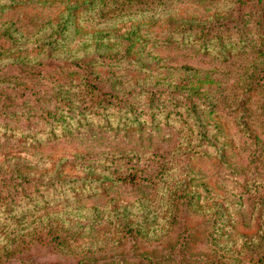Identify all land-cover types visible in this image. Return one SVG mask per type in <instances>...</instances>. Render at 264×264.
I'll list each match as a JSON object with an SVG mask.
<instances>
[{
	"label": "rangeland",
	"instance_id": "1",
	"mask_svg": "<svg viewBox=\"0 0 264 264\" xmlns=\"http://www.w3.org/2000/svg\"><path fill=\"white\" fill-rule=\"evenodd\" d=\"M0 264H264V0H0Z\"/></svg>",
	"mask_w": 264,
	"mask_h": 264
},
{
	"label": "trees",
	"instance_id": "2",
	"mask_svg": "<svg viewBox=\"0 0 264 264\" xmlns=\"http://www.w3.org/2000/svg\"><path fill=\"white\" fill-rule=\"evenodd\" d=\"M91 95L92 96H97L98 94L97 93H94V91L91 92ZM136 177L133 176V177H129V176H125V177H121L119 180H121L122 182H127V181H130V182H137L136 181Z\"/></svg>",
	"mask_w": 264,
	"mask_h": 264
}]
</instances>
